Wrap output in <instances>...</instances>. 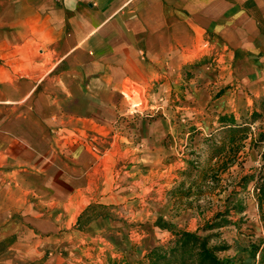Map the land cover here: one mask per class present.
<instances>
[{"label":"crops","instance_id":"obj_1","mask_svg":"<svg viewBox=\"0 0 264 264\" xmlns=\"http://www.w3.org/2000/svg\"><path fill=\"white\" fill-rule=\"evenodd\" d=\"M129 85L164 106L198 87L240 123L218 105L264 96V0H0V264H101L83 231L109 219L80 225L98 191L124 197L121 142L173 129L121 117Z\"/></svg>","mask_w":264,"mask_h":264},{"label":"rangeland","instance_id":"obj_2","mask_svg":"<svg viewBox=\"0 0 264 264\" xmlns=\"http://www.w3.org/2000/svg\"><path fill=\"white\" fill-rule=\"evenodd\" d=\"M189 78L182 79L187 83ZM228 89L233 88L210 89L209 95H215V99ZM183 91L184 88H177L170 94L171 103L164 106L158 101L148 104L140 87L129 85L125 88L130 112L121 117L133 116L141 135H150L149 126L165 116H171L173 129L169 134H158L136 143L141 146L134 153L127 151L126 141L121 142L124 197L118 201L110 197L111 192L120 196V187L98 191L97 201L90 206L88 215L109 220L84 229L83 232L89 234L87 237L92 238L83 245L84 261L90 262L96 256L109 259L121 251L129 262L141 259L153 245L170 238L169 233L155 226L159 218L176 230L198 231L209 236L214 246L228 247L219 253L221 257L232 258L241 247L264 243V209L259 211L256 205L251 182L246 191L240 186L243 178L255 175L264 166V143H254L259 142V135L264 132V110L261 112L259 108L261 99L256 104L235 101L234 106L227 102L225 106H222L224 103L218 105L222 112L231 108L242 110V116L250 118L251 122L253 111L257 110L261 116L249 126L248 138L236 162L222 170V160L210 158L212 144L206 142L211 134H218L213 131L218 125L219 115L213 110L217 105L212 98L207 101L198 95V87L197 90L193 87L189 96L182 95ZM245 109L248 110L245 112ZM119 180L120 177L114 179L115 183ZM237 200L243 202L246 210L242 215L231 211L229 221L235 224L223 223L222 227L204 230L210 224L221 223L214 220L215 215Z\"/></svg>","mask_w":264,"mask_h":264},{"label":"trees","instance_id":"obj_3","mask_svg":"<svg viewBox=\"0 0 264 264\" xmlns=\"http://www.w3.org/2000/svg\"><path fill=\"white\" fill-rule=\"evenodd\" d=\"M261 99L259 108L261 112L264 110V96ZM258 101L255 102V104ZM253 122L256 118H260L258 112H252ZM218 125L213 129L211 139L206 142L212 144V158L222 160L220 166L222 170L227 169L231 164L236 162L240 150L243 148V143L248 138L249 126L253 123L251 119L241 116V122L237 123L233 114L218 116ZM259 142L264 143V132L259 135ZM256 146V145H255ZM264 162V153L262 154ZM251 182L252 191L256 194V205L259 211L264 209V166L256 171L255 175L248 176L242 179L240 186L246 191L247 184ZM89 210V209H88ZM246 207L241 200L232 202L230 208L224 212L217 213L214 220L220 221L208 225L204 230L211 231L214 228L222 227L223 223L232 225L235 222L229 221L231 211L235 214L242 215L245 213ZM89 213H87L88 216ZM95 215L83 221L88 223ZM243 218V217H242ZM155 226L163 232L170 234V238L166 242L157 243L149 248L141 259L135 262H129L124 257H116L109 259H101V264H263L264 263V243L259 245L251 244L250 247H241L232 257H221L219 253L225 251L228 247L214 246L210 242L209 236L199 234L198 231L191 232L184 229L176 230L174 226L159 218Z\"/></svg>","mask_w":264,"mask_h":264},{"label":"bare ground","instance_id":"obj_4","mask_svg":"<svg viewBox=\"0 0 264 264\" xmlns=\"http://www.w3.org/2000/svg\"><path fill=\"white\" fill-rule=\"evenodd\" d=\"M99 170V169H98ZM93 175V174H92ZM72 197V196H71Z\"/></svg>","mask_w":264,"mask_h":264}]
</instances>
